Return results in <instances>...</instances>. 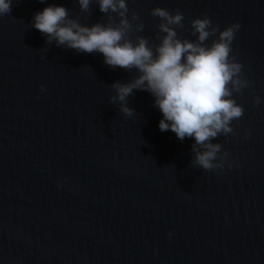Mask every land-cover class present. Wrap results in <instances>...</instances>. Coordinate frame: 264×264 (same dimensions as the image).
Returning <instances> with one entry per match:
<instances>
[{"label": "water", "instance_id": "water-1", "mask_svg": "<svg viewBox=\"0 0 264 264\" xmlns=\"http://www.w3.org/2000/svg\"><path fill=\"white\" fill-rule=\"evenodd\" d=\"M50 3L89 26L104 16L95 3L88 20L74 0H14L0 17V264H264V0H129L150 39L157 6L183 12L190 39L194 17L241 24L245 112L214 141L229 157L211 172L190 165L194 138L159 129L149 92L128 97L132 117L110 103L109 85L135 70L46 44L31 21Z\"/></svg>", "mask_w": 264, "mask_h": 264}, {"label": "clouds", "instance_id": "clouds-1", "mask_svg": "<svg viewBox=\"0 0 264 264\" xmlns=\"http://www.w3.org/2000/svg\"><path fill=\"white\" fill-rule=\"evenodd\" d=\"M13 2L0 0V17L11 14ZM74 2L88 20L93 3L104 16L89 26L80 15L73 17L62 4L50 3L34 14L31 27L46 37L48 46L55 42L58 47L78 53H100L104 64L111 68L135 70L136 75L127 83L109 85L115 93L109 98L110 103L132 117L136 111L128 106V97L134 90L149 92L163 115L159 129L171 130L181 141L194 138L190 165L209 172L223 171L229 153L214 141L235 135L233 121L240 120L245 109L234 94L250 86L232 47L241 24L233 22L221 28L207 15L194 17L188 21L187 30L195 37L190 39L178 32L185 28L184 13L157 6L150 10V15L158 18L150 39L141 35L145 22L138 11L130 9L129 0ZM260 102L256 96L253 106ZM249 135L246 132L245 138ZM232 166L228 164L229 168Z\"/></svg>", "mask_w": 264, "mask_h": 264}]
</instances>
